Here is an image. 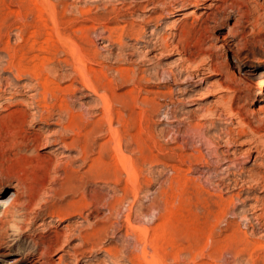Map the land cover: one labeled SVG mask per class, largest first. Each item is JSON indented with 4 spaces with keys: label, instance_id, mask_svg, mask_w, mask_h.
Here are the masks:
<instances>
[{
    "label": "rangeland",
    "instance_id": "1",
    "mask_svg": "<svg viewBox=\"0 0 264 264\" xmlns=\"http://www.w3.org/2000/svg\"><path fill=\"white\" fill-rule=\"evenodd\" d=\"M57 1L63 2L67 14L78 16L76 8L89 10L92 16L104 14L89 37L92 49L98 52L94 68L106 71L110 79L116 78L115 70L129 69L137 80L138 88L132 82L117 83L114 88L117 93L139 89L143 98L122 109L131 126L123 150L138 165L140 191L135 198L125 172L108 151L110 145L106 146L109 154L97 152L109 138L105 129L89 138L90 149L83 158L80 147L70 145L76 134L63 130L65 115L58 112L59 102L50 95L46 102L54 114L47 122L40 121L47 117V111L36 105L42 94L34 81V89L21 90L14 97L0 95V264H9L14 258L22 259L19 264H27L42 251L47 254L38 259L40 264H132L131 259L136 262L144 247L152 251L127 226L128 219L132 226L148 229L147 244L148 240L161 239L166 264H174L178 240L181 247H186L187 241L193 242L205 226L204 219L193 221L188 229L176 223L172 198L177 189L172 171L177 164L173 153L176 149L191 155L189 170L183 167L188 170L187 178H191L189 192L198 188L203 195H236L227 220L237 221L235 224L247 232L249 239L264 241V219L256 217L264 213V87L260 96L253 92L256 75L264 73V0ZM8 6L6 0L0 12L5 14ZM187 10L193 13L185 15ZM175 13L179 15L173 16ZM101 20L112 28L134 25L139 36L124 34L118 45L114 38L106 37ZM15 27L8 30L0 25L2 35L9 37L12 46L19 35ZM34 37L38 43L48 38ZM163 43H167V49L161 48ZM57 58L65 56L60 53ZM7 60L0 51V83L8 78L17 85L16 78L3 71ZM60 67L57 83L65 87L71 84L68 77L73 72L63 64ZM262 81L264 86V78ZM24 82L28 83L26 77ZM76 86L80 91L67 98L71 109L83 117L82 124L96 121L101 116L100 102L87 95L80 84ZM200 96L209 98L200 101ZM206 108L214 110L215 117H208ZM12 110L26 114L17 144L3 132L10 119L1 117ZM132 113L133 117L127 118ZM223 155L233 161L226 169L219 167ZM230 171L234 173L229 176ZM257 178L258 184L254 181ZM126 185L130 188L124 194ZM160 225L165 231L161 232ZM101 226L106 228L102 239L94 247L85 244L84 233ZM224 228V223L218 225L215 239L223 238ZM202 242L199 247L210 251L206 240ZM109 248L118 251L117 258L106 253ZM189 260L181 253V264H190ZM211 264H248L247 255L239 260L224 255Z\"/></svg>",
    "mask_w": 264,
    "mask_h": 264
},
{
    "label": "bare ground",
    "instance_id": "2",
    "mask_svg": "<svg viewBox=\"0 0 264 264\" xmlns=\"http://www.w3.org/2000/svg\"><path fill=\"white\" fill-rule=\"evenodd\" d=\"M203 1L197 2V3H199V5H201V3H203ZM5 2H6V0H0V6L3 5V7H4ZM62 3L63 2H60V1L54 2V0H8L9 6L7 7V10H6L7 12L5 14H2L0 12V25H5L6 29H8V30H9V28L17 25L18 28H16V27L15 28L18 29L17 32L19 35L16 38V39H18L17 43L15 45L13 43L14 46H12L9 42V37L7 35L3 36L2 32H1V28H0V51L5 53L7 55V58H8L7 63L3 68V71L14 76V78H16L18 84L12 85L10 83V81L7 80L8 78L7 79L4 78V80H2L0 83V95L6 94V95H9L10 97H12V96L14 97V95L20 93L21 90H28L29 91L31 89H34L33 86H31L32 85L31 83L34 81L36 84L35 86H37L38 89L41 90V94H42V98L36 101V105L40 109H42V111H44L43 109H45L47 111V117L41 118L40 121L47 122L48 120H50L49 118L52 116V113L54 114L55 110L53 112L49 111L50 108L46 102L47 95H50V97L55 99V101L59 102V104L57 105L58 112L65 115L66 124L62 125L63 130L75 132V134H76V138H74L73 140L71 139L72 142L70 143V145H72V147H74L73 145H76L77 148L79 146L81 151H82L83 158H84V156H87L88 151L90 149L89 138L95 133L100 132V134H101V131H103L105 129L108 133L109 138L103 144V146L100 147V145H98L100 147V151H97V152H99V153L103 152V153H107V154H109V152H110L113 154L112 158L115 161H117L118 166H120L121 169L125 172V174L127 176L128 184L132 185L131 187H132V191L134 193V197L137 198L139 191H140V182L142 179V175L140 178V172L137 171L138 167L136 168V166H138V165L136 164L135 161H133L132 157L130 158L129 156H127L123 150V140L125 139L127 133H129L128 131H129L131 126L129 125V120H127L125 118L124 112H122V109H125L131 103H136L138 101L141 102L143 100V98H141V96H140V90L139 89L137 92H135L134 90L131 89V90H128L126 92L124 91V93H117L115 88H114L117 83L127 84L129 82H132L135 85V87L138 88L139 86H138L137 80L133 78V76L131 75L132 73L130 72L129 69H122L121 68V69L115 70V72L117 74L116 78L110 79V77L108 78L106 71H104L103 69L97 70L94 68V65L96 64V62H98L97 61V53L98 52H96L95 50L92 49V44H91L92 42L89 40V37H90V34L96 30L94 27V24L99 23V20L101 19V17L104 16V14L92 16L90 14L89 10H85L83 8H76L78 16L72 15V13L67 14L66 13L67 9L64 8V6H65L64 4H63L64 6H62ZM68 5H70V4H68ZM81 6H83V4ZM11 7H16L17 10H12ZM72 7H74V5ZM192 13H193V10H187L186 12H184L185 15H191ZM175 15H179V13L173 14V16H175ZM28 18L31 19V21H32L31 23H28V20H29ZM108 23L109 22H106V25H105V23L103 25L104 32L107 34L106 37L114 38V40H115L114 43L117 42L118 45L121 44V39L124 36V34H128V35L133 36V37L139 36V32L136 29L137 27L134 25L129 24L130 26H125V27H118V26L115 27L116 26L115 25L114 28H112V27L107 26ZM113 23H114V20H113ZM27 35H29V36L26 37ZM36 35H40V36L45 35L48 38H46L42 43H38L37 37H34ZM54 37L56 40L54 39ZM167 47H168L167 43L161 44V48L167 49ZM60 53L64 54L65 59L62 58V60H61L60 58H57V56ZM60 64H63L67 68L70 67L72 72H73V76H71L70 78L68 77V79H70V81H71V84L67 85L65 87H61L60 84L57 83L58 82L57 80L59 78V68H61ZM71 75H72V73H71ZM25 77L27 78L28 83L24 82L25 83L24 84L23 79ZM263 78H264L263 72H259L256 75V79L253 82V86L255 88L253 92H254L255 96H260L262 94V90L264 87L263 81H262ZM66 81H68V80H66ZM76 84L77 85L80 84L83 87L82 90L84 89V91L87 92V95L89 93L90 94L89 96L95 97L100 102L101 116L99 119H96V121L86 123V124L85 123L82 124L83 117L80 114L78 115L76 112H73V110L71 109L67 98L69 99V98L75 97V94L78 91H80L79 88L76 86ZM87 95H85L84 97H87ZM208 98H209V96L197 97V99L200 101H204L205 99H208ZM149 102H153V101L149 100ZM117 105L119 106L118 108H116ZM136 108H137V106H136ZM144 111H146V110H144ZM141 112H143V111H141ZM138 113H140V112H138ZM205 114H208V117H211V118L215 117L214 116L215 112L212 109H207L205 111ZM25 115L26 114L23 110H12V111H9L5 116L1 117L2 119H4V118L10 119L9 123L6 126L7 128H5V131L3 130V132H5V133L7 132L9 134L10 140L15 144H17L19 142V140H21L19 138L20 137L19 128L22 124V121L26 117ZM92 115H94V114H92ZM133 115L134 114L132 113L130 115V117H127V118H131V117H133ZM240 123H242V121H240ZM114 124H116L117 126H115ZM106 136H104V137H106ZM149 141H150V139H149ZM37 144L38 143H36V145ZM64 144H66V143L64 142ZM107 145H110V147H108L109 152L106 149ZM136 148H138V151L141 152L140 145H138V147L136 146ZM55 150H57V149H55ZM160 150H162V148ZM99 153H97V154H99ZM173 153H174V156H175L176 161H177L176 165H174L173 167L170 166V167H172V169H173L172 171L175 174V177L174 176L173 177H174V182L177 186L176 187L177 189L175 191V196L172 197L175 199V202H176V205H175V202L173 201V205H174V209H175V211H174L175 215L174 216H176V219H177L176 223H178L182 227L185 226V228H187V229L193 225V221L199 222V219H204L202 221H204V224H205V226L202 228V230H200V231L198 230L199 237H197L195 240H193V242L192 241L190 242L188 240L186 247H181L182 245L179 243V240L177 239L178 243H177V246H176V249L174 252V256H173L174 264H181V253H185L186 257L190 258V260H189L190 264H211V262H216V261L222 259L224 255L226 257L231 256L232 259H234V260H239L245 254L247 255L248 264H264V241L259 242L257 240L249 239L250 237H248L247 232L242 231L243 229L242 230L240 229L239 225H237L238 223L235 224L237 221L234 223V222L227 220V216L231 212H233V211H231V206H233L232 205L233 200H234V197L236 195L231 194L228 197H224L221 195L213 196V195H210L207 193H205L207 195H203L201 192L202 190L200 191L201 192L200 193L198 191V188L197 189L195 188L197 191L189 192L188 182L191 178L190 179L187 178V174H188V170L190 168L191 155H189L188 153L186 154L179 149H176ZM161 154H163V152ZM80 155H81V153H80ZM110 156H111V154H110ZM222 157H223L222 158L223 162L221 164H219V167H223V169H226L227 168L226 165L228 163L233 162V161L224 155ZM89 158H90V156H89ZM99 158L100 157H98V159ZM103 161H105V160H103ZM87 162H88V160H87ZM96 162L94 161L93 164H95ZM100 163H102V162H100ZM106 164H109V163H106ZM96 165L97 164H95V166ZM216 165H217V163H216ZM95 166H92V167L96 168L97 166L96 167ZM184 166H188V168H187L188 170L184 169L183 168ZM101 169H99V170H101ZM92 171L93 170H91V172ZM116 171H117V169H116ZM97 173H99L98 175H100V172H97ZM97 173H94V174L96 175ZM233 173H234L233 171H230V172H228V175L230 176ZM115 177H116V175H115ZM254 181L257 184L259 183L258 178ZM190 182H192V181H190ZM124 184H126V183H124ZM129 188L130 187H128V185H126L124 190H123V193L127 194V192L129 191ZM226 189H228V188H226ZM160 193H162V192H160ZM171 193H172V191H171ZM118 200H120V199H118ZM110 207H111V209H114V206H110ZM167 211H170V210H167ZM174 216H172V217H174ZM256 217L259 219L260 218L264 219V213L261 215V217H258V216H256ZM180 218H181V220H180ZM163 219H164V217H163ZM236 220H237V218H236ZM126 222H127L128 227H130L135 232H137L138 239L140 241H142V239H144L145 246L146 245L149 246L151 251H152L151 253H149L148 250H146V247H144L141 251V255H140V253H138L139 256L138 257L136 256V258H137L136 262H135V260L131 259V263L132 264H142V260H143L144 264H166V262H165L166 257L165 256H167V255H166L165 247L162 248L161 247L162 245L161 246L159 245V243H161V242H159V241H161V239L159 241L157 240L158 242L155 240H152V239H151L152 241L150 240L151 242L148 240L149 244H147L146 241H147L148 235H149L148 229H142L141 226H140L141 228L132 226L129 219ZM165 222H166V220H165ZM165 222H163V223H165ZM174 222H173V224H174ZM220 223H224V225H225V228H224L225 235L222 236L223 237L222 239L217 240L214 237V235H215L214 233H215V230H217L216 228L218 227V225ZM162 225H164V224H162ZM162 225H160L161 232L164 230V229L162 230V228H161ZM168 225H170V224H168ZM179 225H178V227H179ZM171 226H172V224H171ZM262 227L264 228V224ZM178 230H179V228H178ZM105 231H106V228L101 226L100 228L94 229L91 233H86V234L84 233V236H82V239L85 242V244H86V242H88V243L92 244V247H94V245L97 243V241H100L102 239L101 237L103 234H105L104 233ZM166 233H168V232H166ZM152 235H151V237H152ZM164 235H165V233H164ZM172 235L173 234H171V236ZM181 235H184V234H181ZM157 237H159V236H157ZM175 239L176 238H174V240ZM167 240H169V239H167ZM203 240H206V243H208V245L210 246V251H208V252L205 251V249L207 247H202V248L199 247ZM203 245H205V244H203ZM106 253L108 255H110V257H112V258H115V257L117 258V256H118V251L114 248L107 249ZM46 254H47L46 251H42L39 254L38 258L35 257V258L28 260L27 264H40L38 259H40L41 257H43ZM172 254H173V252H172ZM14 259L15 260H11L12 262H10L9 264H19L22 260L20 258H18V259L14 258ZM205 259H207V260H205Z\"/></svg>",
    "mask_w": 264,
    "mask_h": 264
}]
</instances>
